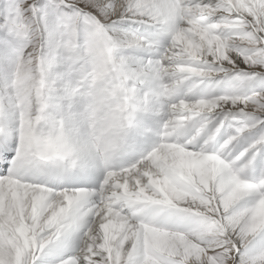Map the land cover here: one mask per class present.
Segmentation results:
<instances>
[{
  "label": "snow or ice",
  "instance_id": "1",
  "mask_svg": "<svg viewBox=\"0 0 264 264\" xmlns=\"http://www.w3.org/2000/svg\"><path fill=\"white\" fill-rule=\"evenodd\" d=\"M0 264H264V0H0Z\"/></svg>",
  "mask_w": 264,
  "mask_h": 264
}]
</instances>
